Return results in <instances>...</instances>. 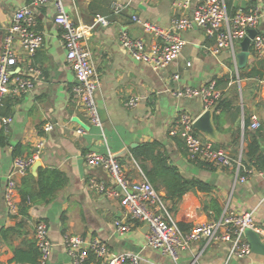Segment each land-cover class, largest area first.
Listing matches in <instances>:
<instances>
[{
	"label": "crops",
	"instance_id": "1",
	"mask_svg": "<svg viewBox=\"0 0 264 264\" xmlns=\"http://www.w3.org/2000/svg\"><path fill=\"white\" fill-rule=\"evenodd\" d=\"M109 1V13L105 15L108 25L104 27L97 23L100 15L94 16L89 11L92 0H68L70 17L87 31L86 43L100 77L95 98L98 108L106 111L102 129L91 126L83 135L75 132L77 123L73 119L86 121V118L73 97L72 90L78 81L61 44L62 28L54 23L51 5L38 9V29L44 43L34 57V65L41 76L33 92L7 96L1 109V116L7 119L2 131L8 145L0 147V263H30L36 243L35 226L43 221L48 225L52 244L46 264H73L63 245L66 234L90 240L98 238L108 245L111 255L139 254L141 264H173L159 251L146 246L145 224L133 222L129 233L118 235L115 221L126 219L120 200L101 197L88 189L90 179L109 182L110 178L102 168L85 165L87 153L111 154L135 179L138 178L137 163L132 158V150L154 141L163 145L170 162L187 180L198 179L211 187L210 192L190 191L179 202L174 215L184 232L196 224L218 220L226 209L252 211L264 241V169H258L254 161L246 157L248 145L256 140L260 146L256 156H260L261 162L264 158V58L255 57L250 48L247 63L239 67L229 49L214 54V39L207 36L204 28L195 25L183 33L186 44L180 57L165 70L155 71L150 65L135 61L121 47L119 38L127 33L151 42L153 37L146 34L133 17L169 27L175 13L174 0ZM200 1L194 0L193 7ZM241 1L234 0L236 9H241ZM246 2L247 8L253 4L259 10L257 31L264 36V0ZM30 3V0H0V54L5 29L14 13ZM113 3L122 5L123 10L115 13ZM240 51V45H235V55ZM177 74L180 78L176 81L173 77ZM212 80L219 83L223 93L218 105L222 103L227 109L217 110L212 117L217 139L200 131L196 134L211 139L216 147L233 156L242 154L244 165L255 170L245 182L240 181L234 168L190 161L183 139L169 134V128L181 113L198 119L205 112L200 98L178 99L171 91L200 87ZM132 97H139L140 101L136 108L128 109L125 104ZM253 116L261 123L256 131L250 129ZM245 118L248 119L246 131ZM47 123L54 124V129L45 132L43 127ZM40 140L45 142L41 165L34 170V164L29 173L37 178L40 168L57 169L67 176V184L50 204L27 203L24 209L20 195L24 178H18V211L13 213L5 202L4 192L15 158L14 150L21 146L22 154L28 155L33 144ZM132 145L137 146L132 148ZM159 192L165 197L163 189ZM229 249L230 243L202 240L182 252L179 264H264V255L256 253L246 259L229 260Z\"/></svg>",
	"mask_w": 264,
	"mask_h": 264
},
{
	"label": "built area",
	"instance_id": "2",
	"mask_svg": "<svg viewBox=\"0 0 264 264\" xmlns=\"http://www.w3.org/2000/svg\"><path fill=\"white\" fill-rule=\"evenodd\" d=\"M17 10L5 29L0 54V131L7 119L1 116V109L7 96H19L31 93L41 71L34 65V57L43 47V34L38 29L37 12L41 7H53L54 23L62 28L61 44L66 50V60L74 72L78 84L72 93L77 107L84 113L89 127L102 129L98 113L96 92L100 86V77L92 59V53L86 43L87 31L76 25L70 17L68 0H30ZM149 1V0H142ZM194 0H174V16L169 27L156 22L143 20L134 16L144 32L153 37L151 42L144 38L130 37L127 33L120 35L119 43L131 57L150 65L155 71H163L181 55L186 44L183 33L193 26L205 29L207 36L214 39L212 49L219 54L225 49L233 52L235 45L242 41L251 29H257L260 23L259 10L254 6L250 9H237L230 15L225 0H201L193 7ZM115 13L123 10L119 3H113ZM97 23L107 27L106 17L99 16ZM251 48L254 56L264 58V36L257 33L252 39ZM179 75L173 77L179 80ZM178 99L200 98L205 111L214 110L222 99V91L217 81L212 80L200 87L176 88L171 91ZM139 97H132L126 102L128 109L138 106ZM196 119L187 113H181L169 128L173 137H181L185 144L187 157L193 162L209 163L219 168H234L241 182H245L253 173L254 168L245 166L242 154L238 157L223 148L214 145L211 139H204L196 134ZM261 123L256 116L251 118L250 129H260ZM45 132L54 129V124L47 123ZM75 132L83 135L88 132L77 124ZM45 147L44 140L33 144L28 155L17 156L13 160L12 169L7 177L4 199L13 213H17L18 178L26 177L32 166L40 161ZM88 168H102L109 175V182L98 179L88 181V189L101 197L120 200L126 219L115 221V231L125 236L133 228V222L148 223L146 246L157 250L173 264H179L183 251L190 249L196 242L205 240L209 243H230L228 259H246L253 254L245 232L251 229L262 235V230L254 220L252 211L226 209L218 220H211L194 225L190 231L184 232L169 202L155 189L142 169L136 164L138 178L128 175L125 166L111 154L89 152L85 155ZM48 225L40 221L35 226V242L40 250L38 264H46L51 253ZM63 245L73 260V264H96L88 262L90 254L103 261V264H141L142 258L136 253L111 255L108 245L98 239H86L80 235L66 234ZM0 264H27L20 262Z\"/></svg>",
	"mask_w": 264,
	"mask_h": 264
},
{
	"label": "trees",
	"instance_id": "3",
	"mask_svg": "<svg viewBox=\"0 0 264 264\" xmlns=\"http://www.w3.org/2000/svg\"><path fill=\"white\" fill-rule=\"evenodd\" d=\"M228 12L233 13L237 10L234 7V0H225ZM110 1L109 0H92L89 11L94 16H104L109 13ZM254 7L251 4L250 9ZM218 88L219 83H217ZM226 110L227 106H222L220 103L217 106V110ZM216 117H219L216 115ZM245 131L248 127V119H244ZM198 133V131H196ZM8 145V140L4 135V132L0 131V147H5ZM260 150V146L256 140L252 141L248 145V151L246 157L252 159L254 164L258 169H264V158L262 162L260 156H256ZM21 146H18L14 150V156H22ZM256 157V159H255ZM132 158L140 166L144 172L147 179L153 184L156 190L165 191V199L169 202L172 212L175 214L179 202L182 200L183 196L190 191H202L210 192L211 187L209 184L198 180H187L181 173L180 169L170 162L168 155L163 151V145L159 141L146 142L140 144L138 147L132 150ZM254 159V160H253ZM246 161L243 159V163ZM262 163V164H261ZM67 176L57 170V169H47L40 168L38 172V177L35 178L32 174H28L23 179V184L20 189V195L22 197L23 208L26 209L27 203H32L35 205H47L50 204L56 193L62 189L67 184ZM213 203V201H212ZM220 213V209H217ZM33 258L30 263L27 264H38L40 257V250L36 243L33 245ZM100 259L90 254L88 262H95L96 264H101ZM20 263H26L17 261Z\"/></svg>",
	"mask_w": 264,
	"mask_h": 264
},
{
	"label": "water",
	"instance_id": "4",
	"mask_svg": "<svg viewBox=\"0 0 264 264\" xmlns=\"http://www.w3.org/2000/svg\"><path fill=\"white\" fill-rule=\"evenodd\" d=\"M240 8L242 10H245L247 8L246 0L241 1ZM257 33V29H251L248 35L240 42L241 51L236 54V59L239 67H243L247 63L248 57L250 55L252 39ZM98 113L101 121L103 122L104 115L106 113L105 109L98 108ZM213 115L214 110L205 111L198 119H196L194 123V128L195 130L200 131L213 139H217L216 131L212 123ZM73 121L82 126L84 129L88 131L90 130V127L86 125L83 121H81L79 118L76 117L73 119ZM135 146L137 145H132V148ZM40 165L41 162L39 161L38 163H36V165H34V170L40 167ZM144 227L149 230L150 226L148 223H145ZM245 236L251 245L253 253L264 255V241L261 239L260 234L251 229H248L245 232Z\"/></svg>",
	"mask_w": 264,
	"mask_h": 264
},
{
	"label": "rangeland",
	"instance_id": "5",
	"mask_svg": "<svg viewBox=\"0 0 264 264\" xmlns=\"http://www.w3.org/2000/svg\"><path fill=\"white\" fill-rule=\"evenodd\" d=\"M238 45H240V41H237V42H236V46H238Z\"/></svg>",
	"mask_w": 264,
	"mask_h": 264
}]
</instances>
